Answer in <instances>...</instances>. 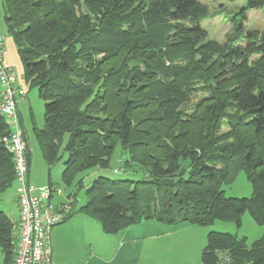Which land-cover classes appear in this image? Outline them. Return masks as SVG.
Returning <instances> with one entry per match:
<instances>
[{
	"label": "trees",
	"instance_id": "16d2710c",
	"mask_svg": "<svg viewBox=\"0 0 264 264\" xmlns=\"http://www.w3.org/2000/svg\"><path fill=\"white\" fill-rule=\"evenodd\" d=\"M1 1L24 80L45 102L35 135L47 164L69 154V187L81 172L108 168L120 145L124 166L143 173L138 181L99 177L80 213L109 235L150 220L240 227L247 211L264 226V32L249 31L243 46L209 40L200 25L208 10L196 0ZM263 9L264 0H247L237 33ZM186 51V64L174 62ZM9 132L0 112V197L15 185L2 143ZM241 171L253 196L227 197L223 186ZM14 225L0 210L5 264L15 258ZM220 252L229 264H264V236L248 247L246 238L210 232L203 264H220Z\"/></svg>",
	"mask_w": 264,
	"mask_h": 264
},
{
	"label": "rangeland",
	"instance_id": "374dc122",
	"mask_svg": "<svg viewBox=\"0 0 264 264\" xmlns=\"http://www.w3.org/2000/svg\"><path fill=\"white\" fill-rule=\"evenodd\" d=\"M208 10L207 15L202 18L200 25L207 32L208 39L218 43H226L233 41L235 46H243L245 35L249 31L264 32V9L262 11L252 10L248 13V20L242 28L241 35L237 33L234 20L241 24V10L247 4V0H196ZM4 22V7L0 0V23ZM4 24V23H3ZM178 24V23H176ZM179 25L188 26L187 24L180 23ZM190 27V24H189ZM239 36V38H238ZM10 41H7V45ZM101 56V55H100ZM190 53L179 52L174 54V62L179 65L187 63V58ZM11 58L15 59V53L11 52ZM256 55L251 57V61L257 60ZM18 68V66H17ZM17 68L14 71H17ZM18 80L19 77L23 82L21 86H26L24 76L15 72ZM18 73H20L18 71ZM19 75V76H18ZM25 83V84H24ZM195 88H200L198 85ZM27 90L26 95L21 98L18 97V109L20 124L25 132L26 140L31 151V158L34 162L35 172L40 180L46 185L50 181L62 189L63 195L55 199L72 200L76 206L83 204L87 201L86 189L99 177H108L117 180H141L143 173L137 168H126L124 161L128 158V153H123L121 146L117 145L115 151L110 158L108 168H92L81 172L77 175L72 186H66L62 181V172L65 168V161L68 159L69 154L62 151V159L54 166L49 168L46 160L42 157L40 145L36 139L35 128L42 129L45 124V102L40 98L37 88H30L29 85L24 87ZM198 97L193 98L192 102H197L200 98L204 97L203 93H199ZM68 135L65 136V140ZM47 167V169L45 168ZM118 170L119 172H115ZM82 181L83 188L80 190L75 189V185ZM76 190V196H73V191ZM223 189L227 197L234 198H251L253 190L251 183L247 179L244 171H241L236 180L230 185H224ZM16 188L15 185L2 191L0 197V210L5 212L9 218L16 223L18 221L19 210L16 205ZM68 202V201H64ZM18 203V202H17ZM71 204V202H69ZM89 230L88 248H82L83 258H98L96 264H203L202 252L207 244L208 234L210 232H222L237 235L239 238L247 239V246L251 245L264 236V226L258 225L249 211L245 212L242 216L241 226L238 227L233 222L216 221L211 226L201 227L197 225H190L178 223L176 225H166L163 223H155V220H150L149 225H144L145 221L139 225L132 226L128 235H109L102 232L98 221L92 219ZM55 226L53 229L62 228L66 223ZM156 224V225H154ZM154 225V226H153ZM96 226V230H95ZM155 228H162V230H171V234L159 235L169 231H158ZM164 228V229H163ZM121 232V231H120ZM123 234V233H120ZM121 241L116 244V250L119 246L125 244L120 255L114 259L112 240ZM129 242V244L127 243ZM52 249V247H51ZM53 252V251H52ZM80 252V251H79ZM67 254L60 251H54L52 256L53 264L64 261ZM4 255L0 248V261ZM93 260V259H92ZM95 264V263H93Z\"/></svg>",
	"mask_w": 264,
	"mask_h": 264
},
{
	"label": "built area",
	"instance_id": "2783aa9c",
	"mask_svg": "<svg viewBox=\"0 0 264 264\" xmlns=\"http://www.w3.org/2000/svg\"><path fill=\"white\" fill-rule=\"evenodd\" d=\"M4 48L5 39L0 36V112L10 128V132L2 138V143L13 159L19 208L13 264H53L51 231L65 221L72 212V205L69 202H55L63 195L58 186L37 187L28 181L29 148L20 124L17 104V98H23L27 90L19 86L15 71L5 63ZM219 255L220 264L232 261L226 252H220Z\"/></svg>",
	"mask_w": 264,
	"mask_h": 264
},
{
	"label": "crops",
	"instance_id": "0c3cea01",
	"mask_svg": "<svg viewBox=\"0 0 264 264\" xmlns=\"http://www.w3.org/2000/svg\"><path fill=\"white\" fill-rule=\"evenodd\" d=\"M3 23H0V36L4 37V39H5V48H4L5 63L9 67H11L13 70H15L18 66L17 71H15V72H17V74H21L24 76L23 65H22L21 60L19 58V55L17 53V47L15 45L13 38L8 35L5 20ZM8 40L10 41V43L7 45L6 43ZM11 52L15 53V59L11 58ZM18 71L20 73H18ZM18 81H19L18 82L19 86L22 88L23 86H21V84L23 82L21 81L20 77H19ZM26 86L24 85V87H26ZM18 111H19V109H18ZM28 148H29V146H28ZM28 156H29V158H28V161H29L28 181H29V183L31 185H34L37 187L47 186L46 183H44L42 180H40L37 173L35 172L34 162L31 158L30 149H29ZM42 157H43V155H42ZM50 167H52V166H49V168ZM45 168L47 169L46 166H45ZM50 184L54 185V183L51 181H50L49 185ZM15 188H16V185H15ZM74 193H75V191H73V196H74ZM64 201L71 202V205H72L71 199H69V200L62 199L60 201L57 200L56 202H64ZM86 202L79 205V207L76 206V203L73 204L72 205V214H70L67 217V219H65V220H67L65 222L66 224L62 228L52 229V231H51V247H52L53 255H54V251H57V252L60 251L64 254L68 255L67 258H63L64 261H62V262L59 261V263L57 262V264H93V263L96 264V261L98 258H92L93 259L92 260L90 257L89 258L88 257L87 258L82 257V248L84 246H86V248H88L87 244H88V238H89V234H90L89 228H90L91 224L93 223L92 218H90L87 215L79 212V210L86 204ZM16 205L18 206L17 196H16ZM17 210H19L18 207H17ZM95 221H97V220H95ZM12 223L16 224L17 221H16V223H14L12 221ZM149 223H152V222L145 221L144 225H149ZM155 223L157 224L158 222L155 221ZM156 224H154V225H156ZM100 227H101V224H100ZM132 228L133 227L125 229V230L119 232L117 235H122L120 237H123L124 235H128ZM101 229H102V227H101ZM95 230H96V226H95ZM155 230L169 231V232H166V233L159 235V237H161L162 235H165V234H171L172 233L171 230H162V228H157V229L155 228ZM102 232H103V230H102ZM16 233L17 232H16L15 225H14L13 234L16 235ZM120 233H123V234H120ZM116 239H118V238H115V240H112L114 259H117V257L120 255L122 249L125 247V244H124L122 246H119L118 250L115 251L116 250V244L121 242V241H124L123 238H119V240H116ZM127 243L129 244V242H127ZM0 264H5V257H3L2 261H0ZM10 264H13V260L10 262ZM139 264H142V263L139 262Z\"/></svg>",
	"mask_w": 264,
	"mask_h": 264
}]
</instances>
